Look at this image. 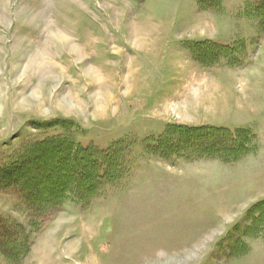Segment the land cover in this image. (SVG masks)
I'll return each mask as SVG.
<instances>
[{
    "label": "rangeland",
    "instance_id": "1",
    "mask_svg": "<svg viewBox=\"0 0 264 264\" xmlns=\"http://www.w3.org/2000/svg\"><path fill=\"white\" fill-rule=\"evenodd\" d=\"M259 1L0 0V264H264Z\"/></svg>",
    "mask_w": 264,
    "mask_h": 264
},
{
    "label": "trees",
    "instance_id": "2",
    "mask_svg": "<svg viewBox=\"0 0 264 264\" xmlns=\"http://www.w3.org/2000/svg\"><path fill=\"white\" fill-rule=\"evenodd\" d=\"M260 1H261L260 5L263 6L264 5V0H260ZM204 43H206V42H204ZM212 45L215 46V47L221 46L223 49L225 48L226 50H232L231 45H219V44H216L215 42ZM215 137L216 138H214V139H217L219 136H215ZM68 141L66 139H64L63 137L61 138V143H62V145H65V149L66 148L68 149V148L71 147V143H70V141L69 142ZM157 142L159 144H162V146L164 147L162 150L167 149V148L170 147L169 144H166L165 140H164V142H162V140L157 141ZM219 143L217 142V144H219ZM212 144L213 143H210L209 145H212ZM76 151L79 154L78 157H80L79 160L76 162L78 167L80 169L81 168L82 169H87V171H85L83 173V177L87 178V179L90 178L86 182L85 186H83V188H82L81 185H77L75 187V189H74L73 194L75 196V199L80 201V200L85 199L87 197L89 198L90 195H91V194H86L85 191H87V189H90L93 184H94L93 186H95L96 180H95L94 172H95V167H96L95 165H97V164H96L95 159H93L90 156L91 153L88 150H86V148H80V149H77ZM87 152L90 153V154H87ZM84 153H86V154H84ZM102 153H105V152H101L100 154L102 155ZM58 171H59V168L57 167V165H53L49 169H46V168L42 167V168H39L37 171H35L33 173V177H34V179L36 180V182L38 184H41L39 181H47V180L50 181L55 175L58 174ZM102 173L103 172H101V176H102ZM56 181H57L56 179L53 180V181H50L53 184L52 187L55 186ZM82 189H85V190L83 191ZM58 198H60V196H55V195L52 196V198L49 201V204H51V205L48 207L47 211H52L53 210V205L57 204L56 202L59 200ZM34 210H35L34 211L35 216H39L38 214L42 215L43 212H46V211L41 210L40 207L39 208L35 207Z\"/></svg>",
    "mask_w": 264,
    "mask_h": 264
}]
</instances>
